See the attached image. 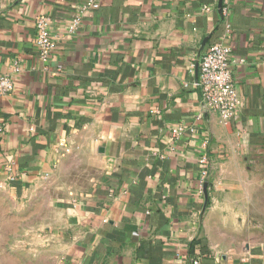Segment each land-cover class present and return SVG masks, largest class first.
Returning <instances> with one entry per match:
<instances>
[{
    "label": "crops",
    "instance_id": "obj_1",
    "mask_svg": "<svg viewBox=\"0 0 264 264\" xmlns=\"http://www.w3.org/2000/svg\"><path fill=\"white\" fill-rule=\"evenodd\" d=\"M90 1L0 0L14 85L0 97V212L1 199L34 208L51 264H264V0H94L69 35ZM40 16L57 44L47 63ZM220 42L239 93L228 122L198 86Z\"/></svg>",
    "mask_w": 264,
    "mask_h": 264
},
{
    "label": "built area",
    "instance_id": "obj_2",
    "mask_svg": "<svg viewBox=\"0 0 264 264\" xmlns=\"http://www.w3.org/2000/svg\"><path fill=\"white\" fill-rule=\"evenodd\" d=\"M96 1L91 0L88 6L83 7L71 20L68 34L77 33L82 24L83 17L89 8H96ZM36 45L39 57L43 63L50 61L57 49V44L52 35V19L40 16L36 19ZM233 53L232 48L225 42L210 46L202 55L199 64L198 86L202 95L204 108L217 113L222 121H230L237 113L239 107V93L233 76ZM19 72V69H16ZM14 88L13 80L8 75L0 74V97L11 92ZM186 131V127L179 125L173 129V135L178 137ZM209 142H204V152L208 149ZM201 172V185L208 183L213 162L208 154H203L198 160ZM188 264H201L197 257L188 259Z\"/></svg>",
    "mask_w": 264,
    "mask_h": 264
},
{
    "label": "rangeland",
    "instance_id": "obj_3",
    "mask_svg": "<svg viewBox=\"0 0 264 264\" xmlns=\"http://www.w3.org/2000/svg\"><path fill=\"white\" fill-rule=\"evenodd\" d=\"M1 201L5 211L0 212V264H51L49 243L37 244L30 230L36 224L34 208H20L11 199Z\"/></svg>",
    "mask_w": 264,
    "mask_h": 264
},
{
    "label": "water",
    "instance_id": "obj_4",
    "mask_svg": "<svg viewBox=\"0 0 264 264\" xmlns=\"http://www.w3.org/2000/svg\"><path fill=\"white\" fill-rule=\"evenodd\" d=\"M220 7H221V4H220ZM204 192L206 193V195H207V193H208V184H205V187H204Z\"/></svg>",
    "mask_w": 264,
    "mask_h": 264
}]
</instances>
